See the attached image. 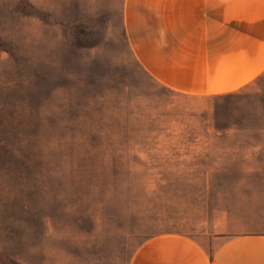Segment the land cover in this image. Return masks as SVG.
Masks as SVG:
<instances>
[{"label":"rangeland","instance_id":"rangeland-1","mask_svg":"<svg viewBox=\"0 0 264 264\" xmlns=\"http://www.w3.org/2000/svg\"><path fill=\"white\" fill-rule=\"evenodd\" d=\"M151 1L0 0V264L263 230L264 73L220 95L160 84L130 42ZM207 1L264 35V0Z\"/></svg>","mask_w":264,"mask_h":264},{"label":"crops","instance_id":"crops-1","mask_svg":"<svg viewBox=\"0 0 264 264\" xmlns=\"http://www.w3.org/2000/svg\"><path fill=\"white\" fill-rule=\"evenodd\" d=\"M148 3L157 23L130 42L160 84L192 95H220L241 90L264 73V35L256 23L234 22L228 11L222 13L228 6L214 17L207 0ZM227 227L218 226L205 243L175 233L151 238L130 264H264V228L233 232Z\"/></svg>","mask_w":264,"mask_h":264}]
</instances>
